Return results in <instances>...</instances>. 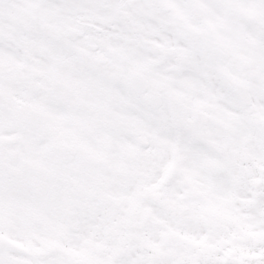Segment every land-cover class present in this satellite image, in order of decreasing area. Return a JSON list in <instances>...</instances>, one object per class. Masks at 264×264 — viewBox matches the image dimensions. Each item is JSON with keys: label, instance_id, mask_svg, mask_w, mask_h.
Returning <instances> with one entry per match:
<instances>
[{"label": "snow or ice", "instance_id": "snow-or-ice-1", "mask_svg": "<svg viewBox=\"0 0 264 264\" xmlns=\"http://www.w3.org/2000/svg\"><path fill=\"white\" fill-rule=\"evenodd\" d=\"M0 264H264V0H0Z\"/></svg>", "mask_w": 264, "mask_h": 264}]
</instances>
